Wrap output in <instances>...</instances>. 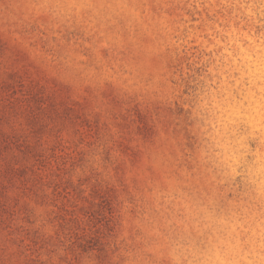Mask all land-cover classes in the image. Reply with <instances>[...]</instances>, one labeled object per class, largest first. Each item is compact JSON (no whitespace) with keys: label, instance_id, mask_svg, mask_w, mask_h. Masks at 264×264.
<instances>
[{"label":"rangeland","instance_id":"1","mask_svg":"<svg viewBox=\"0 0 264 264\" xmlns=\"http://www.w3.org/2000/svg\"><path fill=\"white\" fill-rule=\"evenodd\" d=\"M0 264H264V0H0Z\"/></svg>","mask_w":264,"mask_h":264}]
</instances>
